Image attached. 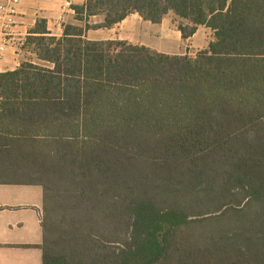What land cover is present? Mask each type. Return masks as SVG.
<instances>
[{"label":"trees","instance_id":"trees-1","mask_svg":"<svg viewBox=\"0 0 264 264\" xmlns=\"http://www.w3.org/2000/svg\"><path fill=\"white\" fill-rule=\"evenodd\" d=\"M75 11L101 28L172 12L213 40L177 56L42 24L19 47L36 60L0 74V163L45 190L44 264H264V0Z\"/></svg>","mask_w":264,"mask_h":264},{"label":"crops","instance_id":"crops-1","mask_svg":"<svg viewBox=\"0 0 264 264\" xmlns=\"http://www.w3.org/2000/svg\"><path fill=\"white\" fill-rule=\"evenodd\" d=\"M86 1L22 0L11 36L0 52V74L19 69L22 63L19 44L42 24L51 36L58 38L64 35L65 27L74 26L83 28L85 38L90 41L127 42L177 56L196 57L213 40V31L206 26H200L193 37L183 39L175 25V21L180 20L172 12L159 24L145 21L139 14H131L112 28H101L104 16H84L83 21L77 20L75 7L84 6ZM68 2L71 8L66 7ZM194 48L197 52L188 51ZM5 177L0 163V264H44L45 190L37 184L6 180Z\"/></svg>","mask_w":264,"mask_h":264},{"label":"built area","instance_id":"built-area-1","mask_svg":"<svg viewBox=\"0 0 264 264\" xmlns=\"http://www.w3.org/2000/svg\"><path fill=\"white\" fill-rule=\"evenodd\" d=\"M21 3L22 0H0V41L2 42L0 52L3 51V47L8 42L9 36H11V31L15 24V18L19 14ZM66 7L71 8V3L68 2ZM0 58H2L1 54Z\"/></svg>","mask_w":264,"mask_h":264},{"label":"rangeland","instance_id":"rangeland-1","mask_svg":"<svg viewBox=\"0 0 264 264\" xmlns=\"http://www.w3.org/2000/svg\"><path fill=\"white\" fill-rule=\"evenodd\" d=\"M176 23H175V25L176 26H179L180 25V23H183V22H181V21H178V20H176L175 21ZM207 45V44H206ZM23 46V43H21V44H19V47H22ZM207 48V47H206ZM195 51V52H197V49H188V51ZM200 50V49H199ZM194 52V53H195ZM21 57H22V60L24 61H26V60H36V55H35V53H34V50H33V47H27L26 49H24L23 51H21ZM46 218L47 217H45V219H44V221L46 222ZM61 229V228H60ZM58 236H59V234H58Z\"/></svg>","mask_w":264,"mask_h":264}]
</instances>
